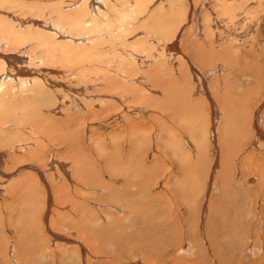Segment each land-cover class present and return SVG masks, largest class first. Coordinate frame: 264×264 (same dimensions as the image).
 <instances>
[{
  "label": "rangeland",
  "instance_id": "obj_1",
  "mask_svg": "<svg viewBox=\"0 0 264 264\" xmlns=\"http://www.w3.org/2000/svg\"><path fill=\"white\" fill-rule=\"evenodd\" d=\"M207 1H183L160 67L133 59L129 78L109 43L111 69L9 102L22 129L0 131V264H264V11L247 0L249 20L222 24Z\"/></svg>",
  "mask_w": 264,
  "mask_h": 264
},
{
  "label": "bare ground",
  "instance_id": "obj_2",
  "mask_svg": "<svg viewBox=\"0 0 264 264\" xmlns=\"http://www.w3.org/2000/svg\"><path fill=\"white\" fill-rule=\"evenodd\" d=\"M183 1L185 2V0H165L166 8H164L155 4L156 0H0V118H3L1 115H5L3 121L0 119V126H3L0 131L11 128L22 129L12 121H8V118L17 122L22 121V114L18 109L9 105L12 99L19 97L22 102H27L32 97L42 95L46 87L54 88L51 90L57 92L55 88L59 85L54 84L55 78L59 75L67 77L80 74L81 76L78 77L83 79L87 76L88 70L100 71L104 66L111 69L112 64L116 62L112 60L111 54L119 62L118 72L122 71L129 78L138 74L136 72L138 66L133 59L146 56L150 61L154 59V65L159 66L162 61L159 59L165 53H171L172 56L171 50L177 47V43L173 40L178 37L177 26L184 12L182 9L185 7ZM188 1L191 6V0ZM256 1L258 2L252 0V3ZM259 1V5H255L257 10L253 12L263 13L264 0ZM159 2L161 4L164 0H158ZM247 2V0H218L217 4L213 5L219 10H217L219 17L216 20L227 16L224 20L221 19L220 23L225 24L228 20L230 23L237 19L244 23L250 19L246 10L250 11L251 8L245 10ZM152 5L156 8L153 9ZM19 7H22L24 13L20 12V9L17 10ZM188 9L186 7L184 12L186 17ZM137 20L139 22L141 20L142 24L139 29H135ZM151 27L155 29L152 32L149 31ZM225 29L223 34L229 35ZM154 32L157 34L156 40L151 37ZM234 35L236 38L240 36ZM133 36H137L132 39L135 42L127 45L126 43ZM217 39L221 40V37ZM109 43L116 44L119 56L114 55L115 53L104 56L102 49H105ZM129 48L134 50L130 51ZM135 49L139 50L135 51ZM60 65L66 71L60 69L59 73ZM104 81H107L111 88L121 87L124 90L122 92L128 90L121 78L115 79L105 74ZM87 89L90 90L88 85ZM131 91L133 90H128ZM133 92L136 99L142 100L141 93L135 90ZM66 93L67 90L61 93L64 97L60 96V104L63 98L64 102L67 101ZM102 104L100 102L95 105L99 108ZM57 109L60 108L52 111L55 112ZM11 152L16 153L17 148L15 147ZM56 162L52 161L51 164L56 165ZM130 240L128 238V244Z\"/></svg>",
  "mask_w": 264,
  "mask_h": 264
}]
</instances>
